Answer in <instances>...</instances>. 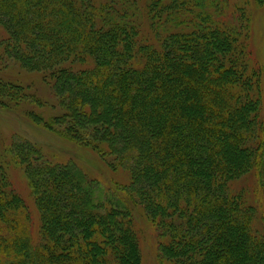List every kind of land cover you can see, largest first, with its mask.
<instances>
[{
    "label": "trees",
    "instance_id": "1",
    "mask_svg": "<svg viewBox=\"0 0 264 264\" xmlns=\"http://www.w3.org/2000/svg\"><path fill=\"white\" fill-rule=\"evenodd\" d=\"M226 8L221 0H148L146 11L137 0H0L2 46L55 79L68 136L131 172L121 197L98 202V182L74 163L13 139L34 186L41 241L32 244L27 206L0 164V264H142L132 204L156 225L165 264H264V208L231 187L254 172L264 193L262 68ZM0 96L22 97L2 81Z\"/></svg>",
    "mask_w": 264,
    "mask_h": 264
},
{
    "label": "rangeland",
    "instance_id": "2",
    "mask_svg": "<svg viewBox=\"0 0 264 264\" xmlns=\"http://www.w3.org/2000/svg\"><path fill=\"white\" fill-rule=\"evenodd\" d=\"M203 1L205 5H210L214 0ZM221 1L224 6L227 4L224 19L242 28L252 59L262 68L260 90L264 105V3L256 0ZM137 2L139 9L146 11L148 0ZM213 10L208 9L209 12ZM144 25L149 32L150 25L146 19ZM7 37L0 25V81L19 86L22 97L11 100L0 96V164L13 189L27 206L29 233L32 244L37 245L41 241V213L36 204L33 183L13 150V139H24L37 145L51 162L74 163L84 178L98 182L95 196L98 202L105 203L113 195L121 197L123 188L131 181V172L121 166L110 152L105 154L89 146L85 140L81 144L68 136V109L65 100L54 88L55 79L44 71L28 70L8 56L2 46ZM231 187L235 192L244 193L250 204L264 208V193L256 173L251 172L234 181ZM130 208L142 264H165L159 257L162 239L158 236L156 225L140 206L132 204ZM261 228L264 231V223Z\"/></svg>",
    "mask_w": 264,
    "mask_h": 264
}]
</instances>
